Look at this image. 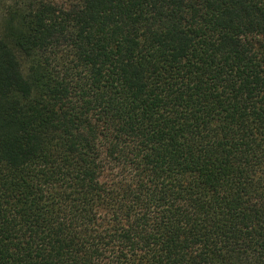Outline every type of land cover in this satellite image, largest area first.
<instances>
[{
    "label": "trees",
    "instance_id": "trees-1",
    "mask_svg": "<svg viewBox=\"0 0 264 264\" xmlns=\"http://www.w3.org/2000/svg\"><path fill=\"white\" fill-rule=\"evenodd\" d=\"M0 264H264V0H0Z\"/></svg>",
    "mask_w": 264,
    "mask_h": 264
}]
</instances>
